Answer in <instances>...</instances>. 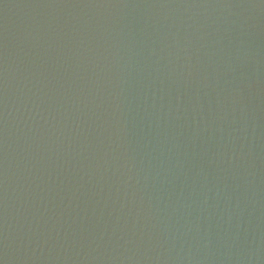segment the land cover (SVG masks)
<instances>
[{"label":"water","instance_id":"1","mask_svg":"<svg viewBox=\"0 0 264 264\" xmlns=\"http://www.w3.org/2000/svg\"><path fill=\"white\" fill-rule=\"evenodd\" d=\"M3 264H264V0H0Z\"/></svg>","mask_w":264,"mask_h":264},{"label":"snow or ice","instance_id":"2","mask_svg":"<svg viewBox=\"0 0 264 264\" xmlns=\"http://www.w3.org/2000/svg\"><path fill=\"white\" fill-rule=\"evenodd\" d=\"M0 264H3V261H0Z\"/></svg>","mask_w":264,"mask_h":264}]
</instances>
